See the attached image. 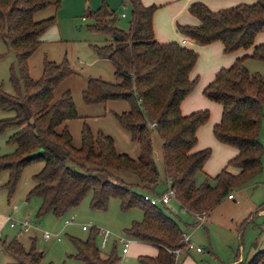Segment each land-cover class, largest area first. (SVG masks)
<instances>
[{"label": "trees", "instance_id": "obj_1", "mask_svg": "<svg viewBox=\"0 0 264 264\" xmlns=\"http://www.w3.org/2000/svg\"><path fill=\"white\" fill-rule=\"evenodd\" d=\"M59 1L0 0V39L13 51L19 69L18 80L11 76L14 94L0 87V110L12 112L0 118V131L13 128L6 141L14 145L13 151L0 154V171H7L1 187L9 196L21 168L42 160L26 193V199L31 196L39 199L37 217L47 212L61 216L88 193L89 207L93 210H105L108 199L115 197L121 210L137 207L142 212L140 220L123 229V236L156 249L153 256L139 254L138 263L179 264L171 252L184 247L178 219L164 207L143 199L140 191L113 171L132 172L137 177L136 188L153 191L159 173L150 136L154 131L160 144L163 180L169 181L179 208L192 218L208 213L232 189L242 187L260 171L258 133L264 76L250 74L242 62L245 56L264 61V40L253 43L255 35L264 30V0L216 10L192 1L187 11L197 19V24H176L181 35L199 44L219 41L225 53L251 49L249 55L235 57L230 65L220 67L201 90L207 99L221 107L219 119L211 128L213 137L235 149L227 165L236 167V172L224 166L214 175L203 170L210 149H194L196 129L207 120L208 110L198 109L188 114L179 110L181 99L197 81L196 76H189L197 53L175 40L157 41L151 18L158 5H144L140 0H122L129 6L127 31L114 24L115 14L106 5L88 11L93 19L88 27L107 37L106 42L92 45V49L97 56L110 61L119 81L89 77L81 91L85 103L108 99L127 102L128 108L113 113V117L138 145L139 154L131 158L117 152L110 136L100 130L92 133L86 124L81 126L79 146L72 145L65 123L76 116L69 90L54 95L57 85L72 70L65 61L55 63L44 59L40 77L32 79L26 68V60L39 46L41 34L54 23V15L36 20L34 14L46 7L57 8ZM95 234L96 228L85 239L69 237L74 246L71 256L86 264H118L120 257L115 243L108 251L100 252L94 243ZM0 250L8 258L4 264H52L42 260V251L33 242L24 248L14 238L0 239ZM257 262L264 264V249L233 264Z\"/></svg>", "mask_w": 264, "mask_h": 264}, {"label": "rangeland", "instance_id": "obj_2", "mask_svg": "<svg viewBox=\"0 0 264 264\" xmlns=\"http://www.w3.org/2000/svg\"><path fill=\"white\" fill-rule=\"evenodd\" d=\"M101 4L113 10L114 24L123 31H127L130 20L129 6L121 0H60L57 8L46 7L36 12L34 19L38 20L54 15V23L44 30L39 46L28 56L26 60L27 73L30 78L37 79L42 73L44 59L55 63L65 61L72 70V74L57 85L54 95L57 97L62 90H69L76 112L75 117L69 118L65 122L71 135L72 145L79 146L81 126L86 124L92 133L100 130L110 136L117 152L136 158L139 154L138 145L130 140L128 132L119 126L113 117V113H121L128 108L127 102L122 99H108L102 102L85 103L81 98V91L89 77L101 78L108 82L119 81V78L113 74L110 61L97 56L92 49V45H102L107 39L100 31L88 27L93 23L92 17L87 14L88 11L96 9ZM217 4L221 3L217 2L212 6ZM166 7L155 9L152 16L155 17L157 26L163 30V33L179 40L176 24L181 23L175 21L173 27V23H167L166 18L168 13L175 11L177 7ZM121 12L125 14V17L119 16ZM184 15L191 17L188 12H185ZM263 40L264 30L255 35L253 43L256 44ZM197 44L190 45L197 53L191 71V77L196 76L197 81L188 94L191 93L192 96L197 97V100L202 99L209 103L210 101L201 95L202 88L208 83L203 81L207 65L210 62L218 61L220 67H227L235 57L249 55L251 49H239L225 53L218 48L215 54V51L204 48L206 45ZM242 63L250 74L264 76V61L245 56ZM11 76L16 80L19 79L18 65L13 51L0 39V87L8 94H14ZM211 105H216L219 109L216 103ZM200 109H207L209 112L207 120L199 126L204 147L210 149L204 167L211 172L205 170L204 167L203 170L213 175L220 168L227 166V170L236 172V167L227 165V158H230L235 151L233 153L231 146H225L215 140L211 132L213 124L219 119V111L218 116L214 117L207 107L203 106ZM261 113L258 133L261 145V168L242 187L232 189L229 196L223 197L209 213L202 214L200 217L191 218L187 212L179 208L173 198L166 204L157 203L178 219L183 232L188 234L189 241L194 246L201 248V251L197 252L194 249L187 250L181 247L176 256L177 260L181 254L188 252L202 264H232L237 258V260L248 259L254 252L264 249V103L261 105ZM11 114V111L0 110V118ZM215 119L217 121L213 122ZM12 130L13 128L10 127L0 131V154L13 151L14 145L6 141ZM150 136L159 172L158 182L153 191H141L136 188L134 184L137 182V177L132 172L114 170L113 173L123 182L130 184L133 189L140 191L141 194L146 193L157 199L164 191L163 166L160 161V144L157 135L151 131ZM224 149L232 151V155L225 156ZM42 164V160H36L24 165L9 196L1 187L7 178V171H0V215L9 213L11 205H14L11 213L14 219L27 217L35 222L26 231H19L17 226L10 227L6 221L0 230L1 239L8 240L15 237L20 242H24L28 240V236H31L34 239V247L42 251V260L50 261L52 264H86L71 256L74 253V246L69 237L85 239L94 228L107 229L111 233L105 247L99 246L97 234L94 236V243L100 252L108 251L112 243H115L116 253L120 257L118 264H139L137 260L139 254L154 253L155 249L150 244L140 243L137 245L131 239L127 246V252L121 253V244L117 242V237L123 236V229L129 227L132 221L140 220L142 212L137 207L121 210L119 201L115 197L108 199L105 210H93L89 207L90 195L88 193L76 207L67 210L61 216H54L47 212L37 217L35 212L39 199L36 196L26 199V193L34 183L32 174L37 172ZM69 219L71 222L65 224L64 220ZM199 221L200 224H195ZM81 225H85L87 228L83 230ZM42 231L57 234L59 240H44L41 237ZM4 259V253L0 250V261Z\"/></svg>", "mask_w": 264, "mask_h": 264}, {"label": "crops", "instance_id": "obj_3", "mask_svg": "<svg viewBox=\"0 0 264 264\" xmlns=\"http://www.w3.org/2000/svg\"><path fill=\"white\" fill-rule=\"evenodd\" d=\"M192 1H200V2L204 3L211 10H216V9H219V8H224V7L232 6V5H235V4H238V3H250V2H253L255 0H140V2L142 4H144V5H147V4H150V3H153V4L158 5V7L156 9H158L160 7H163V6H167L166 8H170L171 6L177 7V9L175 11H171L170 13H168V15L166 17L167 18V23L168 22L170 24L173 23V27H174L175 21H177V22H179L181 24H188V25H195V24H197V19L187 11V6ZM172 2H174V3H172ZM217 2H220L221 4H217L216 6H212L215 3H217ZM176 3H177V5H176ZM183 12L184 13L185 12H188V14L191 17L185 16ZM151 25H152L153 36H154V38L157 41H170V40H175V41L179 42L180 44H182V45H184L186 47H189L191 49H193V48L190 45H198L193 39L181 35L178 31H177V33H178V36H179V40H178V38L177 39H174V38H172L171 35H167V34L163 33V30H161L157 26L156 19H155L154 16H152V18H151ZM182 39L184 40V42H181ZM204 45H206L204 48L211 49L212 51H215V54L217 53L218 48L222 50V45L217 40L211 41V42H209L207 44H204ZM211 63H212V65H211ZM219 68H220V65H219V62L218 61L210 62L207 65L206 69H205L206 72L204 74V80L203 81L209 82L213 78L215 72ZM191 71H192V69H191ZM191 71L189 73V76L190 77L192 76L191 75ZM201 95L206 100H208V101H210L212 103H216L219 106V109H218V107L216 105H211L212 103H210V102L209 103H206L202 99L197 100V97L196 96H192L191 93H190V94H186L181 99V101L179 103V110H180V112L182 114H188V113H190V112H192L194 110H198V109H200L201 107L204 106V107H207L209 109L210 114L212 116L217 117L218 116V111H219V115H220V110H221L220 104L217 103V102H214L212 100L207 99L202 94V92H201ZM4 112H6V111H4ZM208 116H209V112H208ZM215 121H217V120L216 119L213 120V122H215ZM199 126L197 127L196 132H195V134H196V143L194 145V149H200V148H203L205 146L204 140H202L201 139V136H200L201 135V133H200L201 131L199 129ZM219 143H221V142H219ZM221 144L230 147V145H227V144H224V143H221ZM223 151L225 152V154H226L225 156H227V157H228L229 154L232 155V151H230V150L224 149ZM234 151H235V149L233 148V153H234ZM227 159H229V158H227ZM203 167H204V164H203ZM205 170H207L208 172H211L208 168H205ZM208 172H206V173L209 174V175H212V174H210ZM213 175H214V173H213ZM13 209H14V205H11L10 210H9V213L10 214L12 213V210ZM7 214L0 215V230H1V227L6 223L5 215H7ZM34 223L35 222L33 221V224ZM13 238L16 239L15 237H13ZM16 240H18V239H16ZM33 240H34L33 237L28 236V240H26L24 242H20L19 240L18 241L22 244V246L24 248H27L29 246L30 242H33ZM132 241L135 244H137V245L139 244L140 245V242H137L135 240H132ZM200 251H197V252H200ZM205 251L208 252V250H205ZM155 253H156V249L154 250V253L153 254H150V255L153 256V255H155ZM4 256H5V259L3 261H0V264H4L8 260V258L6 257L5 254H4ZM237 259L233 263H235L236 261H238ZM178 261H179V264H202L201 262H198L196 260L195 256L190 255L188 252H185V253L181 254L180 257H179V259H178Z\"/></svg>", "mask_w": 264, "mask_h": 264}, {"label": "built area", "instance_id": "obj_4", "mask_svg": "<svg viewBox=\"0 0 264 264\" xmlns=\"http://www.w3.org/2000/svg\"><path fill=\"white\" fill-rule=\"evenodd\" d=\"M119 16L124 17L125 14L121 12ZM181 42H184V40L182 39ZM163 184H164V191L158 196L157 199L149 196L146 193L143 194L142 196L143 199L147 200L150 204H157L158 202L161 204H166L170 199L174 198V190L171 187L169 181L165 180ZM226 196H229V194ZM5 220L8 222V225L10 227L17 226L19 231H26L33 224V221L27 217H24L22 219H14L10 213L5 215ZM69 222H71V219L64 220L65 224ZM200 223L201 222L199 221V222H196L195 224H200ZM86 228L87 227L85 225H81V229L85 230ZM110 234L111 233L107 229L97 228V236L99 237V246L101 248L105 247L108 241V238L110 237ZM41 237L44 240H48V239L59 240V236L57 234L50 233L48 231H42ZM182 241L184 243V248L186 249H195L196 251L201 250L200 247L194 246L189 241L188 234L184 232L182 233ZM117 242L121 244V248H120L121 253H125L127 251V246H128V243L130 242V239L128 237L121 236V237H117ZM179 251H180V248H175L171 250V252L174 254L175 257L179 254Z\"/></svg>", "mask_w": 264, "mask_h": 264}]
</instances>
